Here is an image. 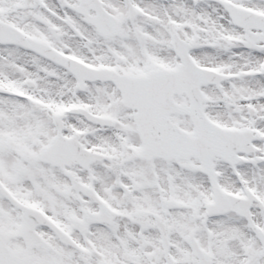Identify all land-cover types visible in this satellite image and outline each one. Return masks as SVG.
Here are the masks:
<instances>
[{"label":"snow or ice","instance_id":"obj_1","mask_svg":"<svg viewBox=\"0 0 264 264\" xmlns=\"http://www.w3.org/2000/svg\"><path fill=\"white\" fill-rule=\"evenodd\" d=\"M0 264H264V0H0Z\"/></svg>","mask_w":264,"mask_h":264}]
</instances>
